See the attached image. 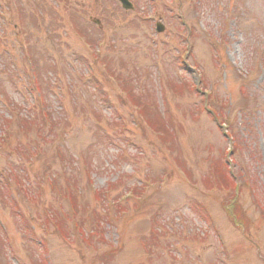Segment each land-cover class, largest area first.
Here are the masks:
<instances>
[{
	"label": "rangeland",
	"instance_id": "rangeland-1",
	"mask_svg": "<svg viewBox=\"0 0 264 264\" xmlns=\"http://www.w3.org/2000/svg\"><path fill=\"white\" fill-rule=\"evenodd\" d=\"M130 1L0 0V264H264V0Z\"/></svg>",
	"mask_w": 264,
	"mask_h": 264
},
{
	"label": "trees",
	"instance_id": "trees-1",
	"mask_svg": "<svg viewBox=\"0 0 264 264\" xmlns=\"http://www.w3.org/2000/svg\"><path fill=\"white\" fill-rule=\"evenodd\" d=\"M32 60H33V58H32ZM34 71H35L36 74L39 72L36 65L34 67Z\"/></svg>",
	"mask_w": 264,
	"mask_h": 264
},
{
	"label": "water",
	"instance_id": "water-1",
	"mask_svg": "<svg viewBox=\"0 0 264 264\" xmlns=\"http://www.w3.org/2000/svg\"><path fill=\"white\" fill-rule=\"evenodd\" d=\"M122 2H124V0H121Z\"/></svg>",
	"mask_w": 264,
	"mask_h": 264
}]
</instances>
